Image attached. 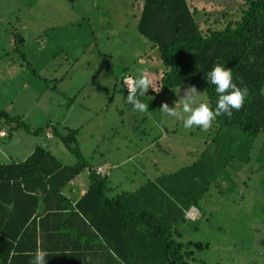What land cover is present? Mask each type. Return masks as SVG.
<instances>
[{
    "label": "rangeland",
    "instance_id": "obj_1",
    "mask_svg": "<svg viewBox=\"0 0 264 264\" xmlns=\"http://www.w3.org/2000/svg\"><path fill=\"white\" fill-rule=\"evenodd\" d=\"M186 2L204 31L237 19L244 0ZM141 4L0 0V110L14 117L0 116V128L13 135L0 138V147L39 142L69 164L75 157L58 135L75 130L71 146L88 165H103L108 180L123 190L147 179L159 186V175L187 166L184 175H170L190 195L200 190L194 199L200 213L170 226L183 264H264V131L248 135L236 123L216 120L208 131L185 129L183 119L160 110L164 102L180 108L190 85L174 92L160 88L158 50L136 29ZM139 70L156 80V91L149 88L141 97L147 113L134 111L123 83ZM195 87L210 106L203 86ZM16 120L28 128H12ZM47 125L56 130L51 137L43 134ZM85 169L79 177L85 178Z\"/></svg>",
    "mask_w": 264,
    "mask_h": 264
},
{
    "label": "trees",
    "instance_id": "obj_2",
    "mask_svg": "<svg viewBox=\"0 0 264 264\" xmlns=\"http://www.w3.org/2000/svg\"><path fill=\"white\" fill-rule=\"evenodd\" d=\"M240 4L237 19L228 20L222 29L203 31L194 20V8L186 0H142L136 29L158 50L163 66L160 88L164 91L174 92L183 84L202 85L214 110L218 94L205 74L217 64L230 68L234 82L240 87L247 86L249 95L244 107L233 110L231 118L221 115L216 121L220 126L236 123L245 134L255 135L264 131V0H244ZM0 116L8 120L14 118L3 110ZM18 126L28 128L18 120L11 127ZM39 131L38 128L32 130L33 133ZM74 132L69 129L58 135L75 157L71 164H62L39 145L22 161L0 163V210H6L13 223L10 234L0 226V264H7L8 257L19 248L13 240L16 235L20 237L21 228L36 210L38 195H42L41 204L44 205L48 193H58L66 181L87 166L76 146H71ZM186 170L187 166H183L157 176L165 186L146 180L135 191L124 193V197H134V203L141 206L140 211H133L128 209L131 202L125 204L126 222L134 219L141 225V251H147L146 255L147 249L156 253V264H183L179 252L181 244L172 237L170 226L183 218V209L194 204L200 190L190 195V190L184 189L185 184L176 179L172 181L170 175L179 176ZM197 188L195 185L193 190ZM103 189V179L99 177L89 187L100 193ZM7 204L11 206L9 209ZM20 205L26 207L22 220L19 218ZM3 215L4 212L0 214L2 218Z\"/></svg>",
    "mask_w": 264,
    "mask_h": 264
},
{
    "label": "crops",
    "instance_id": "obj_3",
    "mask_svg": "<svg viewBox=\"0 0 264 264\" xmlns=\"http://www.w3.org/2000/svg\"><path fill=\"white\" fill-rule=\"evenodd\" d=\"M53 130L52 125H47L43 129L44 136L45 131L52 135ZM2 137H9L11 140L13 135L7 131L6 135L0 136ZM11 142L7 147H0V163L22 161L39 145V142H33L24 148L17 140ZM49 152L57 159L51 151ZM97 166L103 167L101 164H87L85 178L79 177L80 170L65 182L58 193H48L44 198V205L41 204L42 195H38L36 210L21 228L20 237L16 235L13 240L19 248L8 257L7 264H29L37 248L49 253L46 264L157 263L156 253L147 249L149 251L146 255L147 251H141V225L134 219L126 222L125 204L131 202L128 209L133 211H140L141 206L134 203V197H124V193L135 191L145 181L134 189L123 190L117 180L116 183L108 180L105 170L103 174L94 172L93 169ZM98 177L102 178L104 183L101 193L89 190ZM10 207L6 205V208ZM19 208V218L22 220L26 207L20 205ZM190 208L196 212L195 216L200 213L194 204H190L183 209L182 219H193L186 213ZM2 212L4 215L3 218L0 216V226L10 234L13 232L12 219L6 210H0V214Z\"/></svg>",
    "mask_w": 264,
    "mask_h": 264
},
{
    "label": "clouds",
    "instance_id": "obj_4",
    "mask_svg": "<svg viewBox=\"0 0 264 264\" xmlns=\"http://www.w3.org/2000/svg\"><path fill=\"white\" fill-rule=\"evenodd\" d=\"M206 79L209 84L215 86V91L218 94V102L213 110L207 103L200 100L197 88L190 85L183 90V95L180 96V108L176 106L170 107L167 102L162 103L160 110L170 117L183 119L185 129L199 127L204 131L212 128L213 122L217 117L226 115L231 118L233 110H241L249 95L247 86L240 87L234 82L233 73L230 68H226L220 64L215 65L206 74ZM155 77L143 70H139L135 78H129L126 81L128 94L127 102L133 106L134 111L139 113H147L148 103L142 102L141 97H144L149 88L156 91L154 85ZM240 83L243 84L242 78ZM181 89L177 95L180 94ZM48 252L37 248L33 254V258L29 264H46Z\"/></svg>",
    "mask_w": 264,
    "mask_h": 264
},
{
    "label": "built area",
    "instance_id": "obj_5",
    "mask_svg": "<svg viewBox=\"0 0 264 264\" xmlns=\"http://www.w3.org/2000/svg\"><path fill=\"white\" fill-rule=\"evenodd\" d=\"M129 78H130L129 76H126V77L124 78V81H123L124 86H125L126 89H127L126 81H127ZM45 134H46V136H50V135H51V133H49L48 131H46ZM4 135H6V131L3 130V129H0V136H4ZM104 170H105V168H104V167H101V166H100V167L97 166V167H95V168L93 169V171H94V172H97L98 174H103V173H104ZM186 213H187V215H188L189 217H191V218H194V217L197 216V215L195 216L196 212H195L192 208L186 210Z\"/></svg>",
    "mask_w": 264,
    "mask_h": 264
}]
</instances>
